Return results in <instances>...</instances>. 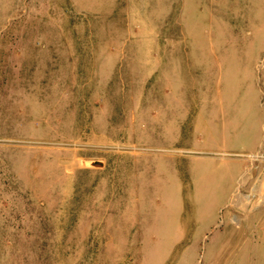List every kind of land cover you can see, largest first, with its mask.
<instances>
[{
	"label": "rangeland",
	"instance_id": "374dc122",
	"mask_svg": "<svg viewBox=\"0 0 264 264\" xmlns=\"http://www.w3.org/2000/svg\"><path fill=\"white\" fill-rule=\"evenodd\" d=\"M121 3L132 5L0 0V264H264V152L193 157L182 146L211 142L191 117L168 127L156 111L140 115L162 88L184 87L182 102L191 90L198 113L220 105L222 86L251 83L264 0H177L171 20L162 0H135L125 34ZM108 10L116 27L95 36L175 32L182 74L162 77L152 57L143 82L109 76L87 23L108 26ZM241 96L219 119L217 149L246 151L256 137Z\"/></svg>",
	"mask_w": 264,
	"mask_h": 264
},
{
	"label": "crops",
	"instance_id": "0c3cea01",
	"mask_svg": "<svg viewBox=\"0 0 264 264\" xmlns=\"http://www.w3.org/2000/svg\"><path fill=\"white\" fill-rule=\"evenodd\" d=\"M127 2L131 3L132 5H124L121 3L120 9L123 13L124 11V17L122 16L120 25L118 26V31L123 30L124 34L128 29L126 26V21L131 20L135 17V14L137 10L134 11V3L135 0H127ZM175 3H177V0H162V3L160 5V9L162 10V13L169 16V20L171 17V14L174 11ZM108 16H105L110 24H101L99 21L101 17H94L90 18L87 23L88 25H92V28L94 30V36L92 38V48L91 53L94 55V58H96V62L100 63V66H102V69H108L109 70V76L114 77H140L142 82L144 81V77H148V62L151 60V58L158 62L156 68H154L155 73H158V71H162L164 78H172L171 82H173V78L176 77L178 74H182L184 68L181 67V59L179 57V54L174 53V50L177 48V46H180L182 40L180 37H173V34H168V36L164 37L161 42H158L156 40H138L137 42H130V37L132 33H130V36H120L114 38L110 35H106L101 39L98 38V36H95V33H99L101 30H109L111 32L116 27V21L114 19V15H111V10H108L106 12ZM127 14V16H126ZM127 17V19H125ZM174 24V23H173ZM148 25L146 26V28ZM173 28V27H172ZM146 31L143 32V36L146 35ZM123 34V35H124ZM148 38H151L149 36H146ZM156 37V36H154ZM171 37V38H170ZM132 38V37H131ZM85 42V41H83ZM82 43V42H80ZM79 44V43H78ZM85 44V43H84ZM81 45V44H80ZM87 46V45H85ZM163 46V48H162ZM81 47V46H80ZM83 50L87 52L89 49V46L83 47ZM154 50H157V53H153ZM79 53H84L82 50L78 51ZM80 55V54H79ZM152 55V56H151ZM155 55V56H154ZM147 60V61H146ZM146 61V62H145ZM175 62V63H174ZM233 66L238 65L237 63L232 62ZM201 67V66H200ZM189 69H198L197 65H195V62L189 67ZM175 70V71H174ZM253 74L247 75V78H251V83H248L244 86L241 84H230L226 87H221V94H220V101L218 102L220 105L216 103V101H212L213 103L204 102L203 105H201V108H203V111L196 112L195 109L198 108L197 102L190 93L191 90H187L189 93L188 97L191 99L190 101L182 102V95H180L182 92L184 93L186 90L184 87H166L162 88L160 91V96L153 99L154 110L148 111L147 103L145 105V111L141 112V117H143V113H147L148 115L156 114L157 116H161L162 118L165 117V119H168L169 121L166 123L168 127L172 125H176L178 123L179 119L182 117H191L190 123L193 124L192 127H189L192 130V134H195L193 132H196L198 135L203 136L205 135V141L211 142L210 148L203 147V149H200L199 146L195 147L194 144L191 142L189 143V146H182L185 147L188 150H193L194 153L197 151H203V152H228V153H258L260 151L264 152V44L263 46H260L258 52L255 55L254 58V68H253ZM190 72V71H189ZM154 73V74H155ZM151 74V75H154ZM263 74V75H262ZM138 82V81H137ZM120 88V87H119ZM162 92V94H161ZM240 93L243 95L241 96L242 99H245L247 104L245 106V113L246 115H251L252 120V126L255 129V135L256 137L250 142L246 143L245 147H247L246 151H227V150H220L217 149L216 142H218L217 136L213 135L216 126L219 124V119L223 120H231V117L228 115V118L224 117V114H227L231 102L234 100V98ZM166 95V97H161ZM143 96V93H141V97ZM143 100H141L142 102ZM183 103V104H182ZM207 103V104H206ZM217 104V105H216ZM252 107V108H251ZM142 108V106H141ZM254 108V109H253ZM253 110V112L249 113L250 110ZM166 110H169L170 114L166 113ZM154 111V113H153ZM170 115V116H166ZM165 115V116H164ZM154 116V115H152ZM156 116V117H157ZM155 117V116H154ZM226 121H222V123H226ZM143 123V122H142ZM158 123V122H157ZM232 123L233 122H228ZM236 124V122H234ZM189 124V123H188ZM173 129V128H172ZM169 139L175 141L176 135H169L167 136ZM192 140L195 143H199V138L193 137ZM200 142H202V138H200ZM171 148V147H170ZM221 148V147H219ZM243 148V147H241ZM173 150L180 149V146L172 147ZM191 151H188L190 153ZM198 153H196V156L193 157H201L197 156ZM201 159V158H200ZM238 166L228 164L229 170H234ZM235 176H237V173H234Z\"/></svg>",
	"mask_w": 264,
	"mask_h": 264
}]
</instances>
